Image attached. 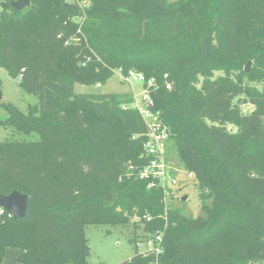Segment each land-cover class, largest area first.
<instances>
[{
	"label": "trees",
	"instance_id": "1",
	"mask_svg": "<svg viewBox=\"0 0 264 264\" xmlns=\"http://www.w3.org/2000/svg\"><path fill=\"white\" fill-rule=\"evenodd\" d=\"M11 1L0 0V65L38 102L32 116L4 103L5 120L33 127L39 144L37 153L0 142V193L28 196L25 217H0V264L9 248L21 250L18 264H87L89 225L139 222L146 234L135 246L159 230L162 250L136 248L121 264H264V85L246 90L243 113L231 100L251 71L214 76L227 52L254 48L247 55L264 78V0H81L79 32L82 11L66 0L20 11ZM116 68L168 74L171 88L159 82L152 109L205 215L166 204L161 186L139 177L147 126L130 93H75V83H105Z\"/></svg>",
	"mask_w": 264,
	"mask_h": 264
},
{
	"label": "rangeland",
	"instance_id": "2",
	"mask_svg": "<svg viewBox=\"0 0 264 264\" xmlns=\"http://www.w3.org/2000/svg\"><path fill=\"white\" fill-rule=\"evenodd\" d=\"M72 2L73 0H66ZM169 2L175 0H167ZM1 10V7H0ZM28 19L32 22L39 21L30 14H27ZM76 38V37H75ZM255 49H242L234 52H227L223 60L225 70L214 71V76L226 75L229 79L235 80L237 75L245 74L244 67L247 62H250L251 72L248 77L243 78L244 90L239 91L236 97L231 102L238 106L243 113H249L252 105L245 101L248 95L246 90L258 89L260 90L264 85V78L254 71L255 61L249 59V53ZM202 78L200 77L197 85L200 84ZM247 87V89H246ZM75 93H130L137 96L138 100L141 97L142 86L138 82H123L116 73L108 78L105 83L97 86L94 84L75 83ZM0 142L9 141L26 146L33 145V147H26V150L38 151V135L35 129L29 125L22 128L17 122L13 120H5L8 117V112L3 104H11L17 107L21 112L28 113L32 116L35 113L32 107L36 106L38 99L32 93L26 91L19 83L17 78H13L9 72L0 65ZM31 109V110H30ZM208 123L221 124L230 132L240 133L237 124L226 121H211ZM40 141V140H39ZM199 151V150H197ZM38 153V152H37ZM164 158L167 166L171 169L172 176L176 179V184H168V194L166 204H171L178 208L183 213L196 217L198 215H205L207 210L202 208L200 200V188L196 179L189 172L185 161L180 155L175 141L171 138L164 142ZM186 197V200H182ZM143 222L133 224H116L105 225L96 224L89 225L84 232L88 248L89 256L87 264H121L122 262L131 258L135 250L143 252L150 248L147 242H144L141 247L135 246V240L145 236ZM147 238L150 236H146ZM145 239L146 241L149 239ZM16 248H11L5 255L4 264H14L16 262L15 252ZM262 263V262H261ZM260 262L254 264H261Z\"/></svg>",
	"mask_w": 264,
	"mask_h": 264
},
{
	"label": "built area",
	"instance_id": "3",
	"mask_svg": "<svg viewBox=\"0 0 264 264\" xmlns=\"http://www.w3.org/2000/svg\"><path fill=\"white\" fill-rule=\"evenodd\" d=\"M68 3L76 5L82 11L81 15L76 18V21L79 22L78 32L81 30L82 22L85 18V7L88 3L81 0H73ZM75 36H71L64 43L69 44L76 40ZM114 73L123 81V82H138L142 86L141 97L138 100L137 96H133V102L130 104L131 107L136 108L144 119L147 126L146 140L144 142V158L146 161L141 167L138 168V175L141 179L148 180V186H161L165 194V198L168 194V184H176V179L171 174V169L167 166L164 158V142L169 139V130L158 118L157 111H153L152 106L154 105L152 92L160 87L159 82L163 84L167 89L171 88V82L168 79V74H163L161 79L158 77L151 76L146 77V75L141 71H136L134 69L124 70L122 68H116ZM20 79V77H18ZM100 86V84H96ZM12 218V215L7 212L5 209L0 207V217ZM150 219L149 217L147 218ZM163 236L162 232L156 230L153 234V237H150L149 240H138L137 246L141 247L144 242H147L150 245L145 251H151L155 253L161 252ZM143 251V252H145ZM254 264V263H248Z\"/></svg>",
	"mask_w": 264,
	"mask_h": 264
},
{
	"label": "water",
	"instance_id": "4",
	"mask_svg": "<svg viewBox=\"0 0 264 264\" xmlns=\"http://www.w3.org/2000/svg\"><path fill=\"white\" fill-rule=\"evenodd\" d=\"M11 6L16 10H23L25 7L30 6V0H13L11 1ZM250 62H247L244 71L249 73ZM1 98V92H0ZM182 200H186V197H183ZM0 207L9 212L14 219H20L26 216L27 207H28V196L18 190H13L8 194L0 193Z\"/></svg>",
	"mask_w": 264,
	"mask_h": 264
},
{
	"label": "crops",
	"instance_id": "5",
	"mask_svg": "<svg viewBox=\"0 0 264 264\" xmlns=\"http://www.w3.org/2000/svg\"><path fill=\"white\" fill-rule=\"evenodd\" d=\"M9 249H11V248H9ZM9 249H7V251H8ZM16 249H17V251L15 252L16 262H15L14 264H18V262H17V257H18V255H19V253L21 252V250H20L19 248H16ZM7 251H6V253H7ZM5 255H6V254H5ZM4 260H5V258H4ZM3 264H4V262H3Z\"/></svg>",
	"mask_w": 264,
	"mask_h": 264
}]
</instances>
